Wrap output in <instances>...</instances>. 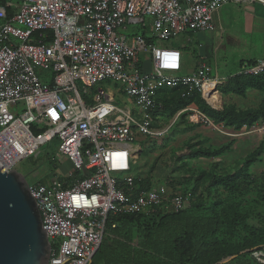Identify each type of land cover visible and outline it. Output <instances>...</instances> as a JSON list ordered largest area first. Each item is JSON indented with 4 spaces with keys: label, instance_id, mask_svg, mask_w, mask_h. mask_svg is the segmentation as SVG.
<instances>
[{
    "label": "built area",
    "instance_id": "1",
    "mask_svg": "<svg viewBox=\"0 0 264 264\" xmlns=\"http://www.w3.org/2000/svg\"><path fill=\"white\" fill-rule=\"evenodd\" d=\"M225 1H0V171L37 158L40 145L53 139L73 167L69 183L27 181L46 228L48 264H91L109 218L189 207L187 194L165 184L140 190L141 177L124 174L141 151L132 145L135 135L157 134L152 120L161 89L177 88L186 98L200 95L218 109L206 100L205 86L213 83L212 91L219 93L225 79L210 74L203 59L184 70L182 52L156 42L186 32H214ZM145 17L151 18L152 35L120 32L127 24L144 26ZM261 74L264 59L243 63L234 75ZM107 82L120 83L119 95L133 106L118 107L114 92L97 88ZM183 111L215 127L198 108ZM259 256L257 262L264 264V255Z\"/></svg>",
    "mask_w": 264,
    "mask_h": 264
},
{
    "label": "rangeland",
    "instance_id": "2",
    "mask_svg": "<svg viewBox=\"0 0 264 264\" xmlns=\"http://www.w3.org/2000/svg\"><path fill=\"white\" fill-rule=\"evenodd\" d=\"M250 3L264 9V3L259 0H226L220 15V31L206 32L200 39L196 33H181L168 41L158 40L156 44L158 47L178 48L182 55L185 54L186 67L189 68L196 66L201 53L210 74L215 75L216 72L219 78L226 81L239 72L243 63L264 57V35L259 32L258 25L251 24L249 20L251 15L258 16L261 12L249 8L252 7ZM120 32L127 36H150L153 33L151 18H144V26L142 23L127 24ZM200 44H204V47L199 51ZM222 85L218 87L221 96H218L219 108L210 106L211 109L217 111L233 107L235 111H261L252 126L237 129L234 125H228V122L219 124L211 116L216 124L215 127L208 125L194 112H181L183 109L178 106V91L163 88L153 109L152 127L157 134L144 137L137 134L134 137L132 145L134 148L140 146L141 151L130 172L124 175L142 177L156 185L165 184L175 192L187 194L191 201L186 211L187 221L170 222L166 230L155 232L154 239H158L160 253L158 247L151 246L152 243L144 237L142 226L147 225L148 221L129 226L119 236L134 250H156L158 253L155 252L154 257L159 264H180L177 245L180 236L193 227L190 231L192 238L198 241L203 225L210 220H213L214 228L206 242H215L217 247L201 264H227L237 254L246 253H249L248 261L254 259L257 262L258 255L259 259L264 255V90L248 88L244 96H239L231 91L222 93ZM98 87L114 92L118 107L122 108L125 104L133 106L131 99L119 95L122 88L120 83H100ZM95 90H89L88 96L92 97ZM197 104L200 105L195 101L187 107L198 108ZM23 107L22 104L19 109ZM222 146H227L225 152L213 157H203L195 151ZM57 149L56 139L44 143L39 147L37 158H23L15 169L30 184L43 178L69 183L68 176L73 173V167L69 159L61 156ZM227 176L233 178L231 183L234 180L242 182L247 188L234 191L230 187L231 183L226 185L223 181ZM117 257L115 252L106 256L105 245L102 244L103 260ZM226 259L229 260L224 262Z\"/></svg>",
    "mask_w": 264,
    "mask_h": 264
},
{
    "label": "trees",
    "instance_id": "3",
    "mask_svg": "<svg viewBox=\"0 0 264 264\" xmlns=\"http://www.w3.org/2000/svg\"><path fill=\"white\" fill-rule=\"evenodd\" d=\"M148 42L152 43L153 39L149 38ZM247 62L253 63L254 60ZM222 86V93L226 94L231 91L236 95L244 96L248 88H253L260 91L264 90V74L255 77L243 75L230 76L223 83ZM166 89H173L175 91H178V98L180 100L178 105L179 109H184L191 103L198 101V103H200V105L197 104L198 109L203 112L207 117H209L214 124L216 123L211 117H215L219 124L222 122H228V125H234L237 129H241L243 127H250L261 113V111L252 109L235 111L233 107L223 108L222 110L214 111L211 109L210 106L207 105V103H205V101L200 97V95H195L186 98L182 96L181 90L177 88ZM162 90L163 89H161V91L158 93L157 99L162 94ZM226 149L227 146H222L216 149H197L195 151L196 154L201 155L203 157H213L224 153ZM52 160L53 159H51L50 162L53 164ZM232 179L233 178L231 176H227L223 179V181L226 183V185H228L231 183L230 181ZM40 181L42 183L48 182L46 178H43ZM136 183L138 184L140 190L149 189L155 185L154 183H150V181L142 177L140 180H137ZM230 187L236 192L247 188L243 186L242 182H236L235 180L232 181ZM168 188L170 190H173L170 187ZM186 211L187 209L176 213H162L157 211L156 213H152L149 215H120L109 218L107 223V233L98 250L94 254L91 264H159L158 259L154 257V253L157 252L156 250H154V252L134 250L130 245H128V243H125L123 240H121L119 236L123 235L124 232L127 231V228L129 226H132L136 223L148 221L147 225L142 226L144 237L152 243L151 246L154 245V247H158L160 253L161 249L157 245L158 239H154L155 232L166 230L168 223L170 222L183 223L187 221L188 218L186 219ZM112 223H116L115 228H112ZM213 223V220H210L209 223L203 225V232L198 241H194L192 238V234L190 231H192L193 227L191 229H188V231H186L184 235L180 236V241L177 243L179 252L178 260L180 264H186L188 262H191L192 264H201L206 258H209L212 255V252L215 251L217 244L215 242H206V238L212 233V230L214 228ZM102 244L105 245L106 256L111 252H115L118 257L113 260H103L101 258ZM248 255L249 253L241 255L237 254V257L227 264H258L256 261H254V259H250L251 262L248 261Z\"/></svg>",
    "mask_w": 264,
    "mask_h": 264
},
{
    "label": "water",
    "instance_id": "4",
    "mask_svg": "<svg viewBox=\"0 0 264 264\" xmlns=\"http://www.w3.org/2000/svg\"><path fill=\"white\" fill-rule=\"evenodd\" d=\"M49 255L46 228L26 178L16 170L0 171V264H48Z\"/></svg>",
    "mask_w": 264,
    "mask_h": 264
},
{
    "label": "crops",
    "instance_id": "5",
    "mask_svg": "<svg viewBox=\"0 0 264 264\" xmlns=\"http://www.w3.org/2000/svg\"><path fill=\"white\" fill-rule=\"evenodd\" d=\"M261 2H263V1H261ZM250 4H251L250 6H252V7H249V8H251L252 10L255 9L257 12H261V13H259L258 16L251 15L249 20L251 21V24H253V23L257 24L258 27H259V32H261L264 35V15H262V14H264V9H263V7H261L258 4H252V3H250ZM222 8H223V6H221L220 11H218V13L215 16V21H216L218 30H219V28L221 29V16L220 15H222L221 14ZM196 34H197V37L200 39V38H202V37H204L206 35V32H200V33H196ZM220 40H221V37H220ZM198 47H200V49H199V51H200V50H202L201 48L204 47V44H202V45L200 44V45H198ZM262 53H264V52H262ZM144 58L146 60H148V57H144ZM203 58H204V56H202V54L200 53L197 62L199 61V59H203ZM256 59H264V57L255 58L253 60H256ZM196 65H197V63H196ZM182 67H183L184 70L193 69V68L186 67L185 54L182 55ZM216 95L220 96L219 93H217V91H216Z\"/></svg>",
    "mask_w": 264,
    "mask_h": 264
},
{
    "label": "bare ground",
    "instance_id": "6",
    "mask_svg": "<svg viewBox=\"0 0 264 264\" xmlns=\"http://www.w3.org/2000/svg\"><path fill=\"white\" fill-rule=\"evenodd\" d=\"M260 1L264 2V0H260ZM213 89H214L213 83L206 85L205 86V97L210 105H212L213 107L219 108L220 99L218 95H216V91H212Z\"/></svg>",
    "mask_w": 264,
    "mask_h": 264
}]
</instances>
